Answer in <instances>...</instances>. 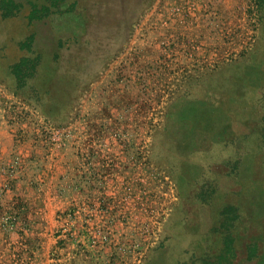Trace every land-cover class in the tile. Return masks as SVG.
<instances>
[{
  "label": "rangeland",
  "instance_id": "374dc122",
  "mask_svg": "<svg viewBox=\"0 0 264 264\" xmlns=\"http://www.w3.org/2000/svg\"><path fill=\"white\" fill-rule=\"evenodd\" d=\"M13 2L0 264H264V2Z\"/></svg>",
  "mask_w": 264,
  "mask_h": 264
},
{
  "label": "trees",
  "instance_id": "16d2710c",
  "mask_svg": "<svg viewBox=\"0 0 264 264\" xmlns=\"http://www.w3.org/2000/svg\"><path fill=\"white\" fill-rule=\"evenodd\" d=\"M258 2L259 3H263L264 0H258ZM27 4H28L29 8H28V14L26 16V19H27L28 22H31L33 20L39 19L40 17H43V15L45 16L46 14H48L49 11L53 7L58 5V0H52V3H50L48 6L43 5L39 9H36L35 5L31 4L30 2H28V0H27ZM19 8H20V5L19 4H15L13 2V0H2V2L0 3V15L3 18L11 16L13 14H16V12L18 11ZM28 63L31 64V61H29L28 59L23 58V59H20L16 64L12 65L11 71H12V75H14V77L16 79V82L19 83V78L22 77L21 76L22 75L21 74V72H22L21 69L23 68V71L26 70L28 68L27 67ZM228 252L229 251L226 252V250H225V254H227Z\"/></svg>",
  "mask_w": 264,
  "mask_h": 264
}]
</instances>
